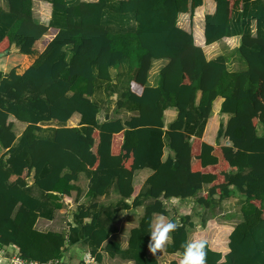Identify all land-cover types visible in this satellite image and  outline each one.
Masks as SVG:
<instances>
[{
    "label": "trees",
    "instance_id": "16d2710c",
    "mask_svg": "<svg viewBox=\"0 0 264 264\" xmlns=\"http://www.w3.org/2000/svg\"><path fill=\"white\" fill-rule=\"evenodd\" d=\"M43 1L50 5L46 25L33 20L31 0H3L0 6V52L13 46L29 55L36 40L50 37L21 73L0 71V244L42 264H62L74 243L85 245L97 264L100 251L121 254L107 238L103 208L91 200L76 205L66 230L34 227L37 217L49 219L70 201V192H78L73 182L83 173L90 199L112 187L119 197L115 211L128 208L129 198L131 207L142 206L124 252L132 264H157L145 247L148 220L158 212L180 225L165 251L178 255L168 264H180L188 233L206 240L212 227L218 230L213 243L225 249L207 242V264H264V131H256L264 123V2L212 0L213 11L201 19L198 8L193 21L202 0ZM181 13L188 16L187 29L177 24ZM233 35L237 45L225 44L243 67L230 71L223 54L207 58L203 51ZM161 58L166 63L156 85L149 86L150 62ZM123 61L130 72L115 106L134 113L98 122L96 83L108 82V69ZM217 97V112L227 118L217 124V142L209 144L200 136L208 117L209 132ZM168 107L175 115L164 125ZM74 113L77 124L67 125ZM9 115L24 123L17 138ZM164 148L169 153L162 157ZM142 168L151 172L139 187L132 175ZM230 196L239 198L241 217L234 225L204 217L198 227L192 205L177 210L171 204L168 213L161 200L191 198L206 210Z\"/></svg>",
    "mask_w": 264,
    "mask_h": 264
},
{
    "label": "crops",
    "instance_id": "0c3cea01",
    "mask_svg": "<svg viewBox=\"0 0 264 264\" xmlns=\"http://www.w3.org/2000/svg\"><path fill=\"white\" fill-rule=\"evenodd\" d=\"M31 16L33 20L46 25L50 18V5L49 3L43 1V0H31ZM35 1V2H34ZM81 1H95V0H81ZM263 2V1H262ZM0 6L4 7L3 0H0ZM200 8L201 10V19L203 18L204 14L211 13L214 9V3L212 0H202L201 5L197 6L193 10V17L192 20H196L195 11L196 9ZM186 13H181L178 15L177 18V24L178 26L182 27L183 29H187L188 27V21L185 23V16ZM182 15V18L179 19V16ZM187 15V14H186ZM188 17V16H186ZM179 19V20H178ZM253 21V20H251ZM254 22V21H253ZM132 23V21H129V25ZM49 36L47 34L42 35L38 40H36L33 44V53L29 55L25 54H15L17 51L12 46L9 48V50L5 53L7 55H1L0 56V71L6 72L11 68H14L16 73H21L25 68H27L31 62L36 58L37 54L42 50L46 42L49 40ZM225 40H232L234 47L238 43V36L233 35L230 37H224L220 39L217 42H214L209 47H215L216 45H221L219 50L216 51V53L208 54V57H213L218 53H221L224 55L223 51L225 50L224 46L229 49L230 51H234L233 48L230 49V47H227L225 44ZM224 43V45L222 44ZM232 51V52H233ZM11 54V56H8ZM225 56V55H224ZM226 57V56H225ZM227 58V57H226ZM230 60V59H229ZM240 66L238 69L242 68V62L237 59ZM18 62V64L16 63ZM166 63V59H153L150 62L149 69L147 71L146 76V84L149 86H155L158 81V71L161 66H163ZM227 63V61H226ZM14 64L18 65V67H14ZM8 68V70L6 69ZM226 68L227 64H226ZM236 70V69H233ZM110 79L108 82L105 81H98L96 83L95 89L92 93V100L98 105L99 110L96 114V119L98 122H102L105 117L108 118H120L124 119L129 115H132L134 111L130 109H126L124 107H116L115 101L118 99L119 92L122 91L124 88L127 78L129 77L130 69L127 66V63L125 61L121 62L116 67H110L108 69ZM232 71V70H230ZM128 76V77H127ZM221 101V98L217 97L214 102H216V114L214 116L213 122H211L209 127V132H206L208 130L207 128V122L209 120V117L206 119V122L204 124L202 133L200 138L209 144H214L216 140L214 139L215 136V129L217 127L218 122H225L227 118V114H220L217 112L219 103ZM214 102L212 105H214ZM213 112V109H212ZM175 111L173 108H166L163 111V123L166 125L169 121H171L174 118ZM224 117L225 119H222ZM8 121L12 123V131L15 135V138H17L21 132V130L24 127V123L15 120L11 115L7 117ZM78 122V114L74 113L71 115V117L66 121L67 125L73 126L76 125ZM46 126H52V125H41V127ZM227 143V142H226ZM3 152V150L0 148V154ZM169 151L164 148L163 149V156L165 157L166 154H168ZM151 170L148 168H142L134 171L132 175V184L138 185L139 187L142 186L143 181L145 178L150 174ZM27 183H31L30 177L27 180ZM74 185L78 188V192H75V190H72L70 192V201L66 202L61 205V207L55 209L53 211L52 217L49 219H46L44 217H37L34 223V227L39 231H56L60 232L63 230H66L67 224L71 222V214L74 211L77 204L80 203H88L90 200L94 203H96L98 206H101L103 209L100 211V220L102 221L103 226L108 232V240L115 241L118 243L119 248L121 250V254L114 255L112 257L108 256L105 252L100 251L101 253V261L99 264H132V261L124 257V252L127 246V238H128V232L131 228L135 227L138 222V218L141 213H138V211L142 210V206H136L131 207L130 202L131 198L125 199L124 202L129 205L128 208H121L114 210L113 205L119 200L118 195L115 193L112 187L108 189L106 193L103 195L97 196L94 199H90L85 195L86 189H87V178L83 173H78L76 176V180L73 182ZM32 193L34 195H38V192L32 188ZM163 205H165L166 209L169 210L171 204H174L177 210H182L190 207L192 205V208H196L194 206L191 198H169V199H161ZM141 208V209H140ZM140 209V210H139ZM194 210V209H193ZM192 210V211H193ZM133 211H135L137 214H135ZM192 213V212H191ZM203 213V212H202ZM153 216V215H152ZM203 218L200 219V222ZM214 220V219H213ZM193 221V219H192ZM196 222V221H195ZM193 221V223H195ZM197 221L196 226L199 227V223ZM238 222V220L236 221ZM218 225H225L228 224V222H214ZM230 225H234V223H230ZM221 233V232H220ZM219 233V234H220ZM215 237H218V230L215 228H210L207 232L206 241L208 244L218 249H225L224 246L218 247L213 243L212 239H215ZM150 235L148 236L149 241ZM193 239V235L188 233L187 241ZM147 241V244H148ZM87 251V247L83 244L74 243L72 246H67L65 252H67V256L69 257L71 264H76L78 261H80L82 258L80 253H84ZM145 253L147 256H151L156 259L157 264H168L170 260H172L175 256H177V253H166L165 251L163 253H157L156 256H153L147 248V245L145 247ZM74 254H77L79 259H75L74 262H72V258H75ZM74 256V257H73Z\"/></svg>",
    "mask_w": 264,
    "mask_h": 264
},
{
    "label": "clouds",
    "instance_id": "9594fccd",
    "mask_svg": "<svg viewBox=\"0 0 264 264\" xmlns=\"http://www.w3.org/2000/svg\"><path fill=\"white\" fill-rule=\"evenodd\" d=\"M149 223V241L148 251L156 256L157 253H163L172 239V234L179 228L176 220L170 219L163 213H154L148 220ZM182 258L180 264H207V241L205 239L193 238L185 241L181 245ZM85 264H95V258L90 252L83 253Z\"/></svg>",
    "mask_w": 264,
    "mask_h": 264
},
{
    "label": "rangeland",
    "instance_id": "374dc122",
    "mask_svg": "<svg viewBox=\"0 0 264 264\" xmlns=\"http://www.w3.org/2000/svg\"><path fill=\"white\" fill-rule=\"evenodd\" d=\"M261 1L264 2V0H261ZM186 16L187 15L185 14V16H184L185 21L188 20V17H186ZM181 18H182V15L179 16V19H181ZM249 29L251 30V33L253 34L254 33V22L251 20L249 22ZM222 44L224 45V43H222ZM220 46L216 45L215 47H206L203 52H204L205 56H209L208 54L216 53V51L219 50ZM224 48H225V50L223 51V53L227 57L226 58V61H227L226 64L228 67L227 69L228 70L238 69L240 64L237 61L238 58H237L236 53H235L236 51L232 50L233 51L232 52L229 49H227L225 46H224ZM15 54H18V52H16ZM2 55H7V53H3ZM8 56H11V54H9ZM16 63L18 64V62H16ZM242 66H243V64H242ZM14 67L17 68L18 65L14 64ZM6 69L8 70V68H6ZM222 119H225V118L222 117ZM256 131H257L258 135H261L262 132L264 131V123H259L256 127ZM193 209H192L193 211L191 213V218L193 219L194 222L196 221L195 223H197V221L200 222V219L205 217L204 220L209 218L213 222L219 223V222L224 221L226 223L228 222V225H230V223L235 224L236 221L237 220L239 221L240 217H241L239 210H238L239 209V198L237 196H230L229 198L220 201L219 205L213 206L210 209L202 210L199 205H196V208H193ZM133 212L135 214H137L135 211H133ZM138 213H142V210L138 211ZM168 213H170V209L168 210ZM80 255H82V252L80 253ZM74 256H75V258H72V260H71L72 262H74L75 259H79L77 254H74ZM70 264H71V262H70Z\"/></svg>",
    "mask_w": 264,
    "mask_h": 264
},
{
    "label": "built area",
    "instance_id": "2783aa9c",
    "mask_svg": "<svg viewBox=\"0 0 264 264\" xmlns=\"http://www.w3.org/2000/svg\"><path fill=\"white\" fill-rule=\"evenodd\" d=\"M253 31V30H252ZM251 32V30H250ZM85 253V252H84ZM80 262L82 264H85L83 253L81 256ZM56 260L52 261V263H55ZM0 264H42L38 263L36 261L28 260L21 258L19 254L17 253V250L12 245H1L0 244ZM44 264H50V262L44 263ZM97 264V263H95Z\"/></svg>",
    "mask_w": 264,
    "mask_h": 264
},
{
    "label": "water",
    "instance_id": "95a60500",
    "mask_svg": "<svg viewBox=\"0 0 264 264\" xmlns=\"http://www.w3.org/2000/svg\"><path fill=\"white\" fill-rule=\"evenodd\" d=\"M6 51H4V52H0V56L3 54V53H5ZM72 245H74V244H72ZM72 245H70V246H72ZM70 259H69V257L67 256V252H64L63 253V256L60 258V260H59V262L60 263H62V264H70ZM77 264H82L80 261H78V263Z\"/></svg>",
    "mask_w": 264,
    "mask_h": 264
}]
</instances>
